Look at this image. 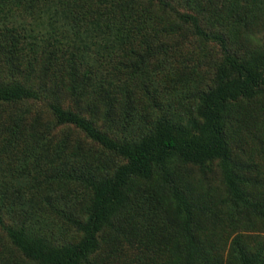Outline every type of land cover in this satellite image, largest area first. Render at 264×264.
Returning a JSON list of instances; mask_svg holds the SVG:
<instances>
[{
  "label": "trees",
  "instance_id": "16d2710c",
  "mask_svg": "<svg viewBox=\"0 0 264 264\" xmlns=\"http://www.w3.org/2000/svg\"><path fill=\"white\" fill-rule=\"evenodd\" d=\"M53 5L61 36L39 39L15 19L37 25ZM89 20L117 42L109 70L76 45ZM160 37L167 45L150 42ZM189 79L201 88L191 105L158 112L156 85ZM13 150L38 185L0 184V240L25 264H112L118 246L142 250L157 233L159 264H264V0H0V155ZM212 164L217 181L180 171ZM43 179L74 199L73 210L47 204L66 242L27 224L20 192Z\"/></svg>",
  "mask_w": 264,
  "mask_h": 264
},
{
  "label": "rangeland",
  "instance_id": "374dc122",
  "mask_svg": "<svg viewBox=\"0 0 264 264\" xmlns=\"http://www.w3.org/2000/svg\"><path fill=\"white\" fill-rule=\"evenodd\" d=\"M36 16L37 25L31 23L29 19L24 18L22 15L16 16L15 19L18 21V24H24L25 27L31 30L32 34L36 35L39 39H45L49 35H62V16L59 13L58 7L53 5L50 9L44 8L42 11H38ZM134 24L139 23L136 21ZM149 24L151 26H154L151 23ZM106 29L107 28L104 26L101 20L96 22L89 20L87 21V23L80 25L78 28V32L80 33V40L77 41L76 45H78L79 50H81L86 57H93V64L95 60L100 59L102 61V64L99 66V70H109V66L111 64H114L113 62L115 60H118V57L114 55V52L118 51L114 46V44H116L117 42L115 40L113 42L112 37L107 34ZM150 30L151 29L148 28V31ZM144 32H146L145 29ZM134 40V44H138V53L143 56L146 52H142V50H147L146 46L148 43L143 38H140V36H136ZM151 41L155 44L164 43L165 45H167L166 41L162 37L156 40H150V42ZM65 47L70 46L65 45ZM153 51L154 49H152V52ZM109 56L114 58L111 63L107 58ZM158 58L159 56H156V59ZM189 59L190 58L185 56L184 54L175 57V60H178L186 67L189 66ZM138 61L139 60H134L135 63H138ZM204 69L205 66L202 65L200 67V71L202 72ZM199 75L204 77L205 81L209 79L206 74ZM181 76L183 77L184 74H182ZM182 77L180 78L182 79ZM200 89V85L196 83V80L192 79H189V81L186 83L178 81L175 85L166 83L165 81H161L160 85H156V88L153 92L157 95L156 105L158 106H156V109H158V112L168 114L183 112V110L187 109L193 102V94L195 92H198ZM58 129L60 128L58 127ZM234 139V150L236 155V132ZM22 158L23 156L21 155V153L16 150L10 151L6 156L4 154L0 155V184H8L9 187L15 185L17 182H31L37 184L33 180H25L27 177L30 178L28 176V173H34L35 169L33 164H31L30 162L19 167ZM106 160L112 161L114 159L108 156L106 157ZM180 171L184 175L187 173H193L194 176L196 174H198L200 177L204 175V178L206 179H214L216 181L218 179V171L215 164L206 166L205 169L201 170L186 168ZM44 183L45 179L42 180V184L40 185L41 189L35 190L32 189L29 185L22 189L20 192V201L24 202L27 206L30 205L29 207H27V211L29 212V219H26L27 224L31 226L32 222L34 221L36 223V230L39 234H46L57 243L66 242L72 236L71 229L67 226L66 219H61L57 214L51 212V209L47 207V204L51 201L59 202L62 205L69 206L70 208H72L71 210H73L74 207L71 203L74 201V199L71 194L67 193V186L65 187V191H63L57 187H52L50 189L44 187ZM8 192L12 197L14 190L9 188ZM39 196L44 197V200H46L47 202H40L38 200ZM32 198L34 199V202L32 201ZM19 212H21V210L16 209L13 215L19 216ZM156 227H161V225L158 224L156 225ZM110 234L111 233L108 232L104 234L103 238L106 241L104 247H107L108 243H110ZM0 236H2L1 230ZM155 236L156 237H154L153 240L154 246H152L148 242L147 247H143L142 250H138L136 248L131 249L128 245L126 246V244L123 243V245L117 247V251H115L116 253L108 258V262H112V264H159L156 260H154V262L152 261V256L153 254H161L162 252H164L162 246L165 242L163 234L157 233L155 234ZM8 246L9 245L7 241L0 240V260L4 261L5 259L8 260L13 258L18 261V264H25L24 259L21 256L19 257V253L15 249H10ZM144 250L146 252L145 254ZM2 261H0V264H3Z\"/></svg>",
  "mask_w": 264,
  "mask_h": 264
}]
</instances>
